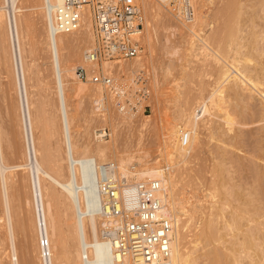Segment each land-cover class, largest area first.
Listing matches in <instances>:
<instances>
[{
	"label": "bare ground",
	"instance_id": "obj_1",
	"mask_svg": "<svg viewBox=\"0 0 264 264\" xmlns=\"http://www.w3.org/2000/svg\"><path fill=\"white\" fill-rule=\"evenodd\" d=\"M47 1L61 0H0L22 142V160L10 161L0 113V264H148L139 249L111 247L106 231L122 218L94 210L98 166L127 219L137 218L127 188L159 182L171 264H264V0H189L191 19L173 10L178 0H137L141 51L98 63L87 59L96 45L89 8L80 27L53 34ZM100 67L116 70L114 85L92 80ZM149 105L153 115L143 111ZM251 123L261 135L245 149ZM18 175L27 194L20 207Z\"/></svg>",
	"mask_w": 264,
	"mask_h": 264
},
{
	"label": "built area",
	"instance_id": "obj_2",
	"mask_svg": "<svg viewBox=\"0 0 264 264\" xmlns=\"http://www.w3.org/2000/svg\"><path fill=\"white\" fill-rule=\"evenodd\" d=\"M178 1L181 9L179 10L178 5H173V10L180 11L185 19H191L194 10L190 1ZM83 6L89 8L95 25L96 45L93 51L87 54L88 60L97 63L102 59L127 61L138 55L142 49L139 36L144 25V15L137 0H61L59 3L47 1L45 9L49 30L57 34L80 27ZM76 71L80 77H87L83 67L78 66ZM115 72L116 70L114 73L105 72L100 67L92 71L91 78L96 82L114 85ZM113 184L114 180L104 166L95 167L97 203L94 210L104 215H120L122 218L121 226L106 231V235L111 239V247L115 245L114 249L121 253L131 248L139 249L144 262L148 264H171L169 247L172 226L167 219L158 217L161 200L155 191L159 182L154 180L147 186L137 184L127 188L124 193L126 205L130 206L127 209L137 214V218L130 219H127L128 213L116 206ZM105 196L109 197L108 201ZM41 247L45 248L43 257L49 259L46 237L41 239ZM83 259L86 263L89 262L86 255Z\"/></svg>",
	"mask_w": 264,
	"mask_h": 264
},
{
	"label": "rangeland",
	"instance_id": "obj_3",
	"mask_svg": "<svg viewBox=\"0 0 264 264\" xmlns=\"http://www.w3.org/2000/svg\"><path fill=\"white\" fill-rule=\"evenodd\" d=\"M163 37V38H162ZM161 38L163 39L162 40V42H165L164 40H166L165 38H164V36H161ZM175 38V37H174ZM176 40H177V38H175ZM3 47H4V45H3V41L1 40V35H0V113H1V119H2V124H3V126L7 129V144H6V149H7V152H8V156H9V160L10 161H21L22 160V157H21V146H22V142H21V136H20V132H19V128H18V126H17V124H18V122H17V120H18V113H17V111L15 110V104H13L14 103V101H15V92H14V90H13V88H12V82H11V78H10V76H9V65L8 64H10L9 63V61H8V59H10L9 58V55H8V52L6 53V52H4V51H2V49H3ZM41 47V51L39 52V54H40V56H38V62H39V64H40V69H41V72H44L45 71V68H48V65H49V61H48V55H47V57H45V55H46V53H47V51H45L43 48H42V45L40 46ZM43 47H44V45H43ZM45 52V53H44ZM45 54V55H44ZM48 54V53H47ZM162 55V54H161ZM43 56H44V58H43ZM160 57L161 56H159V60H160ZM164 57V58H163ZM163 57H161V61H166V59L169 57H167L166 58V56H163ZM47 60H46V59ZM7 59V60H6ZM44 59H45V61L48 63H46L45 61H44ZM164 59V60H163ZM44 61V62H43ZM43 63H45V64H43ZM44 68V69H43ZM45 73V72H44ZM43 77L44 78H47L48 76L46 75V74H44L43 75ZM7 78V79H6ZM165 83V82H164ZM169 84V83H168ZM165 85V84H164ZM170 85H167L166 84V86H164V87H169ZM48 94V93H47ZM47 94H45V97H47ZM7 99V100H6ZM163 104V105H162ZM160 103L159 104V106H158V108H160V106H161V108H163L164 107V103ZM143 111H144V113H145V115H153L154 114V112H153V107H152V105H149V106H146V107H144L143 108ZM169 112L171 111V109H169L168 110ZM169 119H172V118H169ZM252 125H255V126H252L251 125V127L249 126V125H247V126H249L248 128L247 127H245L244 126V128H242L243 129V131H244V133H245V140H246V142H245V149H247V147H248V149H251V148H253L255 145H256V141L258 140V138H259V135H261L260 133V130H258L257 128H258V126H259V123H251ZM256 124H258V125H256ZM254 129V130H253ZM256 130V131H255ZM254 133H253V132ZM59 132V131H58ZM57 135L59 136V134L58 133H56V137H55V139H54V142H56L57 141ZM247 136V137H246ZM255 136V137H254ZM252 137V138H251ZM249 142H248V141ZM208 149V148H207ZM206 149V150H207ZM205 150V155H203L202 157L205 159V158H208L207 159V161L211 158V156H210V154H208V152H209V149L206 151ZM208 155V156H207ZM241 155H243V154H241ZM206 156V157H205ZM210 157V158H209ZM13 159V160H12ZM211 161H212V158L210 159ZM207 164H209L210 166H212L211 164H213L212 162H210L209 161V163L207 162ZM262 166H264V164L262 163ZM208 168H209V166H207ZM211 168V167H210ZM209 168V169H210ZM23 174V176L25 177L26 175H25V173L26 172H23V171H21ZM20 173V172H19ZM21 175V174H20ZM23 176H21V177H23ZM21 177H19V175H18V177H17V179L13 182L14 183V188H13V193H14V196H15V198H17L16 199V202H17V204L19 205V207H20V197L24 200V198L22 197L23 196V194H24V192L26 191H24V190H19V188L20 189H22L21 187L23 186V185H21V182L22 181H24V178H22L21 179ZM21 180H20V179ZM20 180V181H19ZM23 183H25V182H22V184ZM19 184L21 185V186H19ZM15 189V190H14ZM23 189H25V188H23ZM201 192V191H200ZM19 193H21V194H19ZM27 193V192H26ZM21 195V196H20ZM25 195V194H24ZM25 196H27V194L25 195ZM14 198V197H13ZM14 198V199H15ZM22 200V201H23ZM21 201V202H22ZM22 205V204H21ZM23 208L24 209H21L20 208V210H19V216H20V220H21V222H22V224H23V226L25 225L26 227H27V225H28V222H27V218H28V212H26L27 211V209H25L26 208V206L24 207V205H23ZM26 212H24V211ZM27 216V217H26ZM25 221V222H24ZM28 235V234H27ZM26 234L25 235H22L21 236V238H22V241H23V243H24V247L25 248H27V246L29 247V245H27V244H29L28 242H29V236H27ZM27 245V246H26ZM28 249V248H27Z\"/></svg>",
	"mask_w": 264,
	"mask_h": 264
}]
</instances>
